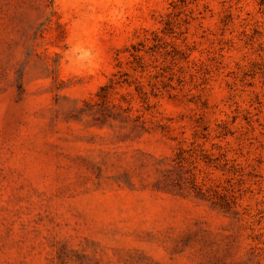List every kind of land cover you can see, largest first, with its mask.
<instances>
[{
    "label": "rangeland",
    "instance_id": "1",
    "mask_svg": "<svg viewBox=\"0 0 264 264\" xmlns=\"http://www.w3.org/2000/svg\"><path fill=\"white\" fill-rule=\"evenodd\" d=\"M0 264H264V0H0Z\"/></svg>",
    "mask_w": 264,
    "mask_h": 264
}]
</instances>
